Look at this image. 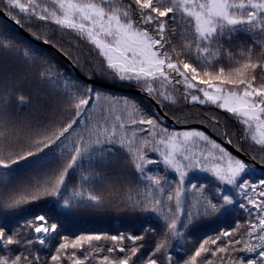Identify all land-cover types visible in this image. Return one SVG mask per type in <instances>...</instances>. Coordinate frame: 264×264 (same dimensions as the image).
<instances>
[{
  "label": "snow or ice",
  "instance_id": "1",
  "mask_svg": "<svg viewBox=\"0 0 264 264\" xmlns=\"http://www.w3.org/2000/svg\"><path fill=\"white\" fill-rule=\"evenodd\" d=\"M0 19V264H264V0H0Z\"/></svg>",
  "mask_w": 264,
  "mask_h": 264
},
{
  "label": "trees",
  "instance_id": "2",
  "mask_svg": "<svg viewBox=\"0 0 264 264\" xmlns=\"http://www.w3.org/2000/svg\"><path fill=\"white\" fill-rule=\"evenodd\" d=\"M4 22L5 21L3 19H0V25H2ZM8 23L11 24L10 22ZM12 26L15 27L14 25ZM20 34L23 37L27 38L21 32ZM84 52L85 54H87V49H84ZM61 64L63 65V67L67 69L68 72L74 73L66 61L61 60ZM109 90L115 92L118 95L119 94L135 95L138 100L141 98L139 94L134 93L128 89H122L116 87L115 89L109 88ZM145 103L148 102L145 101ZM170 111H175V109H171ZM191 111L196 114H201V110L199 108H192ZM192 123L195 124L198 122L193 121ZM174 128L182 130L183 126L179 125L178 127H174ZM199 129L204 130L206 132H211L210 127L207 128V130L202 128ZM79 224L82 228H86L92 231H105L109 234H117L118 232H127V233L136 234L142 230V227L149 226L147 224H143L142 220L138 218V214H127L116 211H95V210H85V209H82L79 212Z\"/></svg>",
  "mask_w": 264,
  "mask_h": 264
},
{
  "label": "water",
  "instance_id": "3",
  "mask_svg": "<svg viewBox=\"0 0 264 264\" xmlns=\"http://www.w3.org/2000/svg\"><path fill=\"white\" fill-rule=\"evenodd\" d=\"M8 22H11V21H8ZM19 31H20L22 34H24L27 38L30 39V37L28 36V34H27L23 29H19ZM66 62H67V61H66ZM67 64L69 65V67L71 68V70H72L75 74H77V75H82L81 73H79V70L74 69L73 66H72L71 64H69L68 62H67ZM108 88H110V89H115L116 87L108 86ZM131 91L134 92V93H136L135 90H131ZM137 94H138V93H137ZM169 122L171 123V121H169ZM194 125H195L196 127H198V128H202V129L207 130V128H205L203 125H200L199 123H196V124H194ZM172 126L177 127L178 125H172ZM228 147L230 148V150L234 151V149H232L231 146H228Z\"/></svg>",
  "mask_w": 264,
  "mask_h": 264
}]
</instances>
